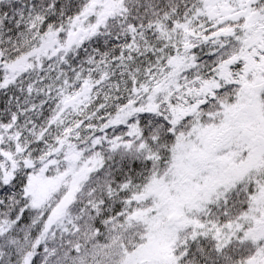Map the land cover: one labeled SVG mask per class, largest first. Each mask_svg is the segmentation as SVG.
<instances>
[{
    "label": "snow or ice",
    "instance_id": "snow-or-ice-1",
    "mask_svg": "<svg viewBox=\"0 0 264 264\" xmlns=\"http://www.w3.org/2000/svg\"><path fill=\"white\" fill-rule=\"evenodd\" d=\"M0 264H264V0H0Z\"/></svg>",
    "mask_w": 264,
    "mask_h": 264
}]
</instances>
